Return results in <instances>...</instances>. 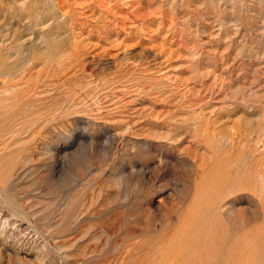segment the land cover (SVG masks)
<instances>
[{
  "label": "rangeland",
  "instance_id": "1",
  "mask_svg": "<svg viewBox=\"0 0 264 264\" xmlns=\"http://www.w3.org/2000/svg\"><path fill=\"white\" fill-rule=\"evenodd\" d=\"M0 264H264V0H0Z\"/></svg>",
  "mask_w": 264,
  "mask_h": 264
}]
</instances>
